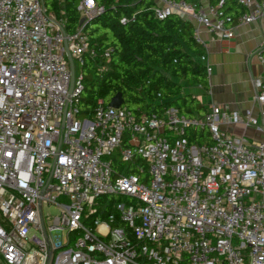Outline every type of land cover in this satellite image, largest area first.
Instances as JSON below:
<instances>
[{"label":"built area","instance_id":"built-area-1","mask_svg":"<svg viewBox=\"0 0 264 264\" xmlns=\"http://www.w3.org/2000/svg\"><path fill=\"white\" fill-rule=\"evenodd\" d=\"M153 1L157 19L197 25L202 47L199 27L230 39L264 20V0H234L235 25L209 5ZM77 11L67 33L42 0H0V264H264V75L243 111L136 115L99 100L82 115L81 67L96 56L84 27L104 9ZM252 55L264 66V39Z\"/></svg>","mask_w":264,"mask_h":264},{"label":"trees","instance_id":"trees-1","mask_svg":"<svg viewBox=\"0 0 264 264\" xmlns=\"http://www.w3.org/2000/svg\"><path fill=\"white\" fill-rule=\"evenodd\" d=\"M42 1L46 12L64 23L67 33L76 30L80 21L77 11L80 0ZM173 1L200 4L199 0ZM206 1L217 9L219 18L232 19L231 25H235L244 12L234 0ZM95 2L104 11L84 27L96 56H85L81 67L80 114L89 116L97 101L108 105L114 96L121 94L123 107L136 115L159 114L167 107H175L186 117L202 116L207 111L206 105L184 91L185 87L195 86L209 91V76L200 61L206 52L195 40L193 23L177 14L157 19L153 0ZM122 19L126 23L122 24ZM106 51L108 58L104 56ZM102 66L106 69L100 72ZM203 136L207 138L204 133ZM114 163L120 165L117 161ZM105 197H101L100 202L118 200L115 196Z\"/></svg>","mask_w":264,"mask_h":264},{"label":"crops","instance_id":"crops-1","mask_svg":"<svg viewBox=\"0 0 264 264\" xmlns=\"http://www.w3.org/2000/svg\"><path fill=\"white\" fill-rule=\"evenodd\" d=\"M199 2L203 9L208 8L205 0ZM193 26L197 27L194 23ZM232 32L230 39H221L202 27L198 28L211 68L209 91L205 92L196 86L186 87L184 91L196 98L206 95L205 101L199 100L206 107L215 103L228 106L231 110L243 111L251 105L254 94L252 80L264 75V66L252 55L264 39V20L233 26Z\"/></svg>","mask_w":264,"mask_h":264},{"label":"water","instance_id":"water-1","mask_svg":"<svg viewBox=\"0 0 264 264\" xmlns=\"http://www.w3.org/2000/svg\"><path fill=\"white\" fill-rule=\"evenodd\" d=\"M83 22H84V19L81 18L80 21H79V25H81ZM67 58L69 60L70 66L72 68V66H73L72 65V60L69 57V55H67ZM123 105H124V101H123V98H122L121 94H117L116 96H114L111 99L110 103L108 104V106L113 107V108H119V107H122Z\"/></svg>","mask_w":264,"mask_h":264},{"label":"rangeland","instance_id":"rangeland-1","mask_svg":"<svg viewBox=\"0 0 264 264\" xmlns=\"http://www.w3.org/2000/svg\"><path fill=\"white\" fill-rule=\"evenodd\" d=\"M77 70H78V66H77ZM185 92H187V91L185 90ZM198 99L203 102L207 99V96L206 95H199ZM104 199H111V197L108 196V197H105ZM57 212L58 211H57L56 207H53V206L52 207H43V214L44 215H47V214L55 215V214H57Z\"/></svg>","mask_w":264,"mask_h":264}]
</instances>
